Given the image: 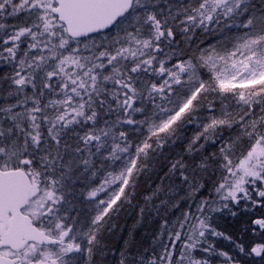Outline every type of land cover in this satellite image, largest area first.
<instances>
[{
    "label": "snow or ice",
    "instance_id": "obj_1",
    "mask_svg": "<svg viewBox=\"0 0 264 264\" xmlns=\"http://www.w3.org/2000/svg\"><path fill=\"white\" fill-rule=\"evenodd\" d=\"M159 157L179 215L110 248ZM0 264H264V0H0Z\"/></svg>",
    "mask_w": 264,
    "mask_h": 264
},
{
    "label": "trees",
    "instance_id": "obj_2",
    "mask_svg": "<svg viewBox=\"0 0 264 264\" xmlns=\"http://www.w3.org/2000/svg\"><path fill=\"white\" fill-rule=\"evenodd\" d=\"M173 151L178 152L180 148L173 146ZM163 157H159L154 162L155 172L149 170L142 174L137 180L134 198L131 203H125L118 214L114 215L110 221L108 230L104 233L105 243L112 249L122 248L126 242H132L137 249L149 250L155 243V236L160 231L164 219H175L179 211L174 209L171 204L167 207L160 205L156 201V207L145 211L140 215V209L144 207V197L154 191L156 186L161 183L159 173L163 171ZM177 202L180 203L181 210L185 209L183 197L185 195L179 188L176 189ZM78 211L85 217L91 212L87 201L80 203L78 201ZM246 217L231 218L224 217L218 221V227L227 233L235 234L242 226ZM218 245L227 249V241H219ZM109 261L115 259L114 256L108 257Z\"/></svg>",
    "mask_w": 264,
    "mask_h": 264
}]
</instances>
